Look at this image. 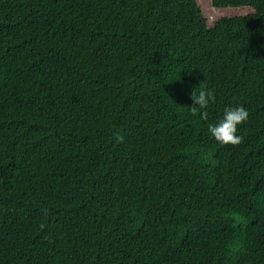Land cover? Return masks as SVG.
Listing matches in <instances>:
<instances>
[{"label": "trees", "instance_id": "1", "mask_svg": "<svg viewBox=\"0 0 264 264\" xmlns=\"http://www.w3.org/2000/svg\"><path fill=\"white\" fill-rule=\"evenodd\" d=\"M0 264H264V0H0Z\"/></svg>", "mask_w": 264, "mask_h": 264}, {"label": "clouds", "instance_id": "2", "mask_svg": "<svg viewBox=\"0 0 264 264\" xmlns=\"http://www.w3.org/2000/svg\"><path fill=\"white\" fill-rule=\"evenodd\" d=\"M200 88L197 87L191 93L192 104L190 111L193 115L199 113L201 119H208V111L210 102L216 100V93L213 89L207 88L200 82ZM249 117V112L244 106L225 107L224 114L217 122L208 125V133L223 145H239L243 142V137L238 135V126L243 124ZM117 142L123 140V136L114 133Z\"/></svg>", "mask_w": 264, "mask_h": 264}]
</instances>
